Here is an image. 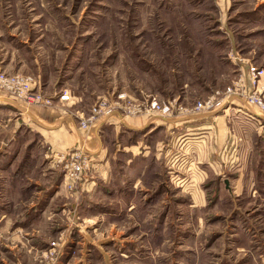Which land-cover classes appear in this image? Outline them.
Returning <instances> with one entry per match:
<instances>
[{
  "label": "rangeland",
  "instance_id": "obj_1",
  "mask_svg": "<svg viewBox=\"0 0 264 264\" xmlns=\"http://www.w3.org/2000/svg\"><path fill=\"white\" fill-rule=\"evenodd\" d=\"M0 13L20 21L17 45L41 56L53 75L42 77L43 94L53 104L59 93H47L48 84L51 92L67 90L78 116L120 94L162 104L220 97L240 57L264 67V0H0ZM212 111L242 126L244 154L232 172L191 167L180 151L179 162L164 168L169 186L101 185L90 197L64 181L63 157L75 151L38 147L27 117L0 108V157L18 137L19 162L25 159L19 169L12 163L16 174L0 175V264H264V127L257 133L254 120L225 104ZM103 127L109 156L114 129ZM142 164L130 162L128 181ZM237 168L245 178L238 191L231 181Z\"/></svg>",
  "mask_w": 264,
  "mask_h": 264
},
{
  "label": "crops",
  "instance_id": "obj_2",
  "mask_svg": "<svg viewBox=\"0 0 264 264\" xmlns=\"http://www.w3.org/2000/svg\"><path fill=\"white\" fill-rule=\"evenodd\" d=\"M11 15L10 13L4 16L0 13V68L6 72L25 74H28L26 72L29 71L36 72L38 73L36 75L30 74L38 79L39 85L44 89L42 77H46L47 82H50L53 75H49L48 66L45 61L41 60V56L17 45L19 34L15 31L20 26V21L15 22ZM237 72L238 70H236L235 76L238 75ZM247 87H250L248 82ZM46 89L50 90L47 93L53 95L60 92H51L50 83ZM71 97L72 100L69 102L60 101L58 95L51 105L34 104L0 89V108L11 106L20 110L22 115L24 114L28 119V127L40 135L35 138L34 143L38 147H48L51 154L57 152L67 154L83 150L82 153L87 156L90 155L91 158L94 156L97 159L96 164H93L92 159L91 167L93 169L90 168V172L85 174L78 185L81 189L80 192H86L90 197L98 195L101 185L107 189L111 188L110 190H117L124 186L129 190H160L165 182L173 183L172 180L163 179L168 175L165 174L164 168L176 164L177 160L179 162L180 151L186 155L183 159L191 161V167L207 164L213 169V174L223 176L234 170L237 165L234 163L240 161L244 154L242 141L245 137L240 133L241 124L237 121L231 124L226 115L215 114L213 111H189L187 109L192 107L195 102L190 103L188 100L185 104L186 98L179 100L180 105L184 106V111L175 108L172 113L166 114L149 109L147 106V111L133 115H123L118 111L112 114L101 113L95 116L88 128L83 129L80 126L78 113L71 112L75 100L74 95ZM157 100H159L158 97ZM225 105L226 110L236 111L237 116H245L249 118L248 121L254 120L255 131L261 133L260 131L264 127V115L255 106L249 105L244 97L225 99ZM105 125H111V129H114L111 130L113 141L111 140L112 151L109 156L107 152L110 145L108 142L104 144L99 136L101 128ZM20 126L21 124H15L13 129L18 130ZM251 138L254 139V134ZM17 139L18 137H14L9 143ZM49 153L45 151L44 157H48ZM5 159L7 162L4 161ZM20 159L21 152L13 156L11 160L8 150L3 153L0 157V175L14 173V167L18 166L19 169L20 164L23 166L25 161L20 163ZM137 159L143 163L140 176L135 178L134 182H130L127 180L128 167L130 162H135ZM12 163H15L14 167ZM43 172L41 169L40 173ZM36 173L38 175L39 168ZM149 173L159 176L154 180L149 177ZM235 173H238L239 176L231 181L236 183L234 188L238 191L245 187V183H243L245 178L243 179L244 172L241 168H237ZM223 180L228 181L229 179L224 178ZM129 183L131 187L127 185ZM59 185L55 186L58 188ZM165 185L169 186V184ZM230 186L229 184L227 188Z\"/></svg>",
  "mask_w": 264,
  "mask_h": 264
},
{
  "label": "built area",
  "instance_id": "obj_3",
  "mask_svg": "<svg viewBox=\"0 0 264 264\" xmlns=\"http://www.w3.org/2000/svg\"><path fill=\"white\" fill-rule=\"evenodd\" d=\"M238 75L233 78L230 85L227 86L226 90L219 95H210L206 99L199 100L190 107L189 111H206L220 109L225 104V99L232 97H244L246 102L255 106L264 115V67L258 66L251 61L250 58L240 57L239 58V68ZM247 82L250 87H247ZM0 89L13 95L17 96L30 103H44L49 105L52 103L53 98L46 97L42 92V88L39 85L38 79L31 74L24 73H9L4 70H0ZM127 95H119L118 99L115 101H101V103L94 107L91 114L80 117V126L86 129L90 125V121L95 118L98 112L104 111V114H112L113 112L119 110L123 115H133L141 113L142 111H147V106L149 109L157 110L170 114L175 108L183 110L184 106L180 105L179 102H172L161 104L156 97H151L140 101L138 103L128 101ZM59 100L62 102L71 101V95L67 90L59 92ZM231 100V99H229ZM184 111V110H183ZM83 114V113H82ZM78 154L75 152L71 158H67L65 155L63 157L62 167L64 169V181L69 190H75L79 183L82 181L85 174L91 168L90 157L86 154L82 156H74Z\"/></svg>",
  "mask_w": 264,
  "mask_h": 264
},
{
  "label": "trees",
  "instance_id": "obj_4",
  "mask_svg": "<svg viewBox=\"0 0 264 264\" xmlns=\"http://www.w3.org/2000/svg\"><path fill=\"white\" fill-rule=\"evenodd\" d=\"M21 144V142L19 141V140H15L14 142H12V143H10V145H9V147H8V151H9V155H10V160H11V158L13 157V156H16L17 155V153H19L20 152V150H19V148H20V145ZM25 161V159H23V162ZM20 167H22V165L20 164V166H19V168ZM17 173V171L15 172V174ZM158 176L159 175H157V176H155V175H151L150 173H149V177L151 178V179H157L158 178ZM61 183V180H58V181H56V184H60Z\"/></svg>",
  "mask_w": 264,
  "mask_h": 264
}]
</instances>
